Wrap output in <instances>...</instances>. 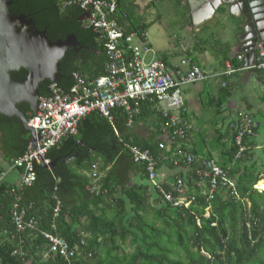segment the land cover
<instances>
[{
	"label": "trees",
	"instance_id": "16d2710c",
	"mask_svg": "<svg viewBox=\"0 0 264 264\" xmlns=\"http://www.w3.org/2000/svg\"><path fill=\"white\" fill-rule=\"evenodd\" d=\"M68 1L9 0L12 14L25 15L50 40L76 37L78 51L69 50L60 61L55 81L64 91L72 87L73 73L93 79L105 75L108 62L104 39L86 26L90 11L76 1ZM106 1L115 3L108 19L115 21L124 37L135 33L146 40L151 24L136 0ZM162 1H152L146 10ZM223 11L220 8L218 12ZM186 16L183 14L181 29L188 24ZM231 20L235 21L234 38L238 40L243 33L242 20ZM205 43L198 38L194 50L200 51ZM213 45L220 50L214 55L218 70H226L228 62L235 68L244 67L245 61L232 53V43ZM166 57L161 60L169 65ZM192 61L196 63L197 57ZM253 70L264 82V72ZM17 74L25 77L26 71ZM225 81L217 96L208 97L206 104L210 107L219 108L231 95L226 76ZM51 83L45 80L40 84V97L49 95ZM18 108L25 117L33 116L28 103L22 102ZM112 113V121L97 112L81 119L77 134L65 137L46 154L51 162L57 160L52 169L34 165L36 180L31 185L19 189L6 179L0 182V264H66L63 258L47 253L42 232L62 237L71 247H77L75 264H264V190L254 187L264 180V147L260 157L255 154L261 121L255 119L254 133L244 135L246 150L240 155L236 144L238 112L232 127L223 131L218 142L225 153L222 151L217 161L235 181V189H212L198 174L200 161L174 165L184 151L214 158L210 150L200 148L195 141L188 146L191 133L192 137L197 134L194 130L188 131L186 141L174 139L171 134L165 138L163 129L169 128L168 118L148 103L141 105L132 125H128L129 114L123 109ZM140 122H149L152 127L135 132ZM229 135L231 144L227 148L222 138ZM29 143V133L18 119L0 114V150L8 165L25 154ZM130 146L149 150L158 159L157 183L172 194L174 201H166L160 189L152 185L146 165L133 161ZM93 165L97 166V178L92 177ZM163 167L178 172L161 179ZM134 177L143 181H134ZM179 180L182 186L177 188ZM15 188L20 208L25 209L27 217L36 219L37 231H16L11 212ZM179 198L184 201L176 205ZM58 201L61 204L56 214ZM17 248L26 252L25 258L13 254Z\"/></svg>",
	"mask_w": 264,
	"mask_h": 264
},
{
	"label": "built area",
	"instance_id": "2783aa9c",
	"mask_svg": "<svg viewBox=\"0 0 264 264\" xmlns=\"http://www.w3.org/2000/svg\"><path fill=\"white\" fill-rule=\"evenodd\" d=\"M71 1L67 4H71ZM73 1L80 3L86 11H90L86 15V26L100 34L105 41L104 46L108 55L106 73L90 79L75 72L72 75L73 85L69 91L58 87L55 81L50 84L49 95L38 98L35 115L33 113L28 123L34 128L36 147L31 146L32 142H30L25 154L12 160L8 171L4 169L0 172V182L5 180L8 173L21 169V182L16 187L20 189L31 185L36 180L34 165L43 163L49 166L51 161L46 158L48 151L65 137L76 135L79 121L92 112H97L112 121L113 110L123 109L129 114L128 125H132L141 105L148 103L155 106L163 117L168 118L169 128L163 129L165 138L170 137L171 134L174 139L186 141L188 131L193 129L182 119L185 106L183 95L186 87L208 82L222 75L229 76L244 69L264 72V40H259L254 45L255 53L252 62L245 63L242 68H235L228 63L227 69L222 72H206L192 59H184L181 66L176 67L168 65L161 59L146 63L142 55L150 51V44L135 33L124 37L123 30L116 25L115 21L108 19V15L115 9L114 2ZM237 59L244 61V55L238 54ZM237 116L239 122L237 121L236 124V144L239 146L238 154L240 155L246 150L242 143L244 135L253 134L257 123L251 113L239 111ZM160 148H164V144H160ZM129 150L135 163L146 165L148 180L160 189L165 200L174 201L172 194L164 191L157 183L158 159L149 150H143L138 146H130ZM194 161H200L198 174L203 180L208 181L212 189L217 187L235 189V181L215 158L197 157L184 151L179 159L174 160V165L177 166L179 163L190 165ZM92 169V177L97 178V166L93 165ZM181 186L182 181L179 180L177 188ZM254 187L260 190L258 183ZM17 188H15L17 195L11 210L13 225L16 231L21 233L37 231L36 219L27 217L25 209L19 206L20 197ZM94 190L95 188L91 186V191ZM174 203L177 205V203H183V200L179 198ZM60 204L58 201L54 209L56 214L60 210ZM42 236L47 241L48 254L63 258L66 264H75L77 247H71L64 238L48 232H42ZM13 254L23 258L26 256V252L18 248L13 251Z\"/></svg>",
	"mask_w": 264,
	"mask_h": 264
},
{
	"label": "water",
	"instance_id": "95a60500",
	"mask_svg": "<svg viewBox=\"0 0 264 264\" xmlns=\"http://www.w3.org/2000/svg\"><path fill=\"white\" fill-rule=\"evenodd\" d=\"M208 1H199L192 18L201 13L204 5H209ZM210 4V16H214L220 6L228 5L232 13L236 10L244 17L243 28L252 36V51L247 55L252 62L254 45L264 40V0H214ZM10 5L9 0H0V114L16 117L29 133L31 146L35 148V131L28 125L31 118L25 117L18 105L28 103L35 115L40 84L59 78L60 61L68 48L78 41L74 35L66 40H50L45 31L35 28L25 15L12 14ZM193 24L197 25L195 19ZM22 69L26 71L25 77L17 74ZM56 162L49 166L42 163V166L52 169Z\"/></svg>",
	"mask_w": 264,
	"mask_h": 264
},
{
	"label": "crops",
	"instance_id": "0c3cea01",
	"mask_svg": "<svg viewBox=\"0 0 264 264\" xmlns=\"http://www.w3.org/2000/svg\"><path fill=\"white\" fill-rule=\"evenodd\" d=\"M152 1H154V0H136V3H137V5H139V7L141 9L140 11L143 12V11H145L146 7L149 4H151ZM164 1L159 2V4L155 5V7L158 8L160 5H164L165 7L167 6V9L169 8V10L172 11L174 18H177L179 21H183V19L180 16V13H178L180 11L179 10L180 6L187 9L186 18H187L188 24H187L186 28L183 29L185 32V35H187L186 38L193 37L201 29L206 27V23L213 21L212 18L209 19L210 18L209 17V11L211 9L210 3H212L213 0H209L208 1L209 5H207L206 7L204 5L203 6L204 8L201 11V14H199L200 16L196 15L195 18H192L193 11L195 13V10L199 8V1L200 0H164ZM168 2H169V4H168ZM156 3H157V1H156ZM171 3H174V4H171ZM176 6H178L177 11H175ZM222 6H225V5H222ZM152 7H154V6H152ZM229 14L231 17H233L235 19L242 20L241 21V27L243 28L244 17L242 15H240V12L235 10L232 13L230 10V6H229ZM198 16L200 17V19H198ZM194 19L197 21V25L193 24ZM234 25H235V23H234ZM230 41L232 43V53L237 54V55L238 54L244 55L245 63H249L251 60H250V58L247 57V55L249 53H251V51H252L250 49V47L252 45V36L250 34H247L243 28V33H241L240 36H238V40H235L234 35H233L232 40H230ZM182 49L187 51L186 57H183L182 60L192 59L193 57L197 56L196 55L197 52H200L197 49L194 50L195 48H192V47L187 49L184 46V44L182 45ZM192 49H193V51H191ZM188 50H190V51H188ZM219 51L220 50H217V49L215 51H213L214 55ZM189 53H191V55H189ZM206 54H207V52L205 53V55ZM182 60H181V62H182ZM206 60H208V59H206ZM167 61H168L170 66H173V67L181 66V64H174V63L170 62L168 58H167ZM196 63L197 64L199 63L198 65L202 69H204V71H206V72H222L225 70V69L224 70H218L219 69L218 67H216L214 65H210V66L205 65L204 63L198 62V60ZM227 64H226V69H227ZM208 67H210L211 69ZM214 68L216 70H214ZM226 77H228V84L231 87V95L228 98H226V101H224V103L219 108H217V106L216 107H210L205 102H203V99L201 100L200 98H202L203 96H205V97L217 96L219 94L220 87L227 83L225 81L224 75L217 77L218 79L215 78L211 81L204 82L203 85H200V87H198L197 92L194 94L192 92L191 85L186 87V89L184 91L185 95L187 93H190V95L193 94V97L189 100L185 99V106H184V110H183L184 121L186 123H188L190 126H192V128H193L192 130H194L195 133L201 132L200 131L201 129L199 126V120H196V119H200L201 116L203 115V113H204V115H206L208 113L212 117L214 116L213 119L210 121L212 123L211 125L214 128H215V125H217V124L218 125L216 126V128H221V125L219 124V122H221L222 120L226 121V124L229 125L231 128L233 125V121L236 118V114L239 111L240 112L241 111L242 112H249L253 115L254 119L261 121V122L264 121V82L259 78L257 73L252 69H244V70H240V71L233 73V74L226 76ZM217 85H218V87H217ZM208 92H210V93H208ZM198 98L200 99V102H198ZM204 120L205 119H203L202 121H204ZM210 122H208V123H210ZM140 123L143 124L144 122H140ZM226 129H229V128H226ZM135 132H137V131H135ZM217 132H218V136L221 138V135H223L222 131H217ZM192 136H193V134L191 133V137ZM191 137H189V139H187L188 140L187 143H188L189 147H190V142L194 143V141H195V137H192V138ZM219 137L216 139H220ZM190 139H191V141H190ZM256 140H257V138H256ZM222 142L226 143L227 140L222 138ZM202 145L203 144H201V146ZM215 145H217V143ZM220 147L221 146L218 144L217 148H220ZM263 147H264V142H258L257 141V147L255 148V154H256L257 158L260 157V155L262 154ZM201 148L205 149V146L203 145ZM217 148H215V152L216 153L219 152V156H220L222 151H224V153H225V150H223V148H224L223 146H222V149L219 151ZM0 159L4 160V156L1 152V150H0ZM219 159L220 158H217L216 160H219ZM0 169H3V168L0 167ZM12 172H10V173H12ZM177 172H178V170H170L167 167H163L160 170L159 177H161V179L166 180L171 175H173L174 173H177ZM18 174H19L18 177H6L5 181L8 182V184H10V185H19L21 182V177H20L19 172H18ZM8 175H9V173H8ZM135 180H138L139 182L143 181V180H141L140 177H134V181ZM260 181H262L264 184L263 179ZM261 189L264 190L263 185H262Z\"/></svg>",
	"mask_w": 264,
	"mask_h": 264
},
{
	"label": "rangeland",
	"instance_id": "374dc122",
	"mask_svg": "<svg viewBox=\"0 0 264 264\" xmlns=\"http://www.w3.org/2000/svg\"><path fill=\"white\" fill-rule=\"evenodd\" d=\"M221 7L224 11L219 13L218 11ZM220 8L217 10L214 16L213 15L210 16L211 14V10H210L209 11L210 18L209 17L208 18L209 19L212 18V20L213 19L214 20L206 23V27L201 29L198 33H196L193 37L190 38L189 37L186 38L187 35H185V32L183 30L184 28L181 29L180 27L182 21H179L177 18H174L172 11H170L169 8L167 9V6L165 7L164 5H160L158 8L154 6V7H149L147 10L145 9L144 18L146 19V22L148 24H151L146 31V41L150 44L151 48L150 51H148L147 53H143L142 57L144 61L148 63L152 60L161 59L163 56H167L170 62L174 64H181L182 58L186 57L187 55V51L182 49V45L184 44V46L187 49L190 47L196 48V42L198 38H200L202 40H205L206 43L205 45L203 44V48H200V52L196 53L198 62L204 63L205 65L208 66L214 65L218 67L217 59L215 58L213 53V51L216 50V48H214L213 43L217 42L220 45L226 42L231 43L230 40H232V36L234 35L235 32L234 30H236V26L233 23L234 21L231 20V16L229 14V6L227 5L220 6ZM177 10H178V6H176L175 8V11ZM179 10L180 11L178 13H180L181 18H183V14L186 15L187 9L180 6ZM191 51H193V49ZM206 52L207 54L205 55ZM214 70L216 69L214 68ZM200 85H203V82L191 85L193 94L197 92L198 87H200ZM193 94L190 95V93H187L185 95L184 93L183 95L184 99H188V100L191 99L193 97ZM207 98L208 97L203 96L200 99L201 100L203 99V102L206 103ZM200 99L198 98V102H200ZM207 114L204 115L203 113L200 119H196L199 120V126L201 132H200V136H198L197 133L194 137L196 143L200 146V148L204 145L205 146L204 150L207 149L210 150L212 152V156L215 159H217L219 158V152L217 153L215 152V148H217L219 144L218 142L219 139H216L219 137L217 131H222L223 133V131L225 132L226 128H230V126L226 124V121L222 120L221 122H219L221 128H216L218 124L215 125L214 128L211 125L212 123L210 122L214 116L212 117L210 114L208 115ZM201 119L202 120L205 119V120L202 121ZM151 127L152 126L149 122L147 123L144 122L143 124L140 123L136 127H134V130L137 132H145L147 129ZM202 137H203V141L201 140ZM224 139L227 140V142L225 143L227 145L226 147H229L231 144L230 135L225 136ZM257 141L264 142V121L260 123L259 131L257 134ZM216 143L217 145H215ZM201 144L203 145L201 146ZM217 149L218 151L221 150L222 146ZM223 150L225 149L223 148ZM0 167L5 169L6 171L9 170L8 163L3 159H0ZM18 176L19 174L17 171H13L12 173H9V175H7V177H18ZM259 188H261V184L259 185ZM182 200L184 201V198Z\"/></svg>",
	"mask_w": 264,
	"mask_h": 264
},
{
	"label": "flooded vegetation",
	"instance_id": "af4514ba",
	"mask_svg": "<svg viewBox=\"0 0 264 264\" xmlns=\"http://www.w3.org/2000/svg\"><path fill=\"white\" fill-rule=\"evenodd\" d=\"M213 20H214V19H213ZM70 36H71V35H70ZM70 36H68V37H70ZM68 37H67V38H68ZM67 38H66V39H67ZM66 39H64V40H66ZM58 40H62V39H58ZM78 47H79L78 42H77V43L74 42V43L72 44V46L68 48L67 52H68L69 50H74V51L77 52V51H78V50H77ZM66 54H67V53H66Z\"/></svg>",
	"mask_w": 264,
	"mask_h": 264
},
{
	"label": "bare ground",
	"instance_id": "6f19581e",
	"mask_svg": "<svg viewBox=\"0 0 264 264\" xmlns=\"http://www.w3.org/2000/svg\"><path fill=\"white\" fill-rule=\"evenodd\" d=\"M214 1V0H213ZM204 8V7H203ZM210 10H212V9H210ZM201 14V13H200ZM200 16V15H199ZM198 16V19H200V17ZM261 184V187H262V185H263V183H258V187H259V185ZM264 186V185H263ZM260 190L259 191H261V188H259Z\"/></svg>",
	"mask_w": 264,
	"mask_h": 264
}]
</instances>
